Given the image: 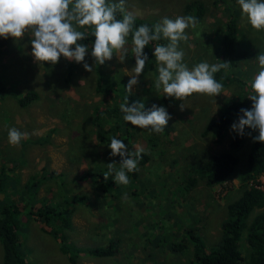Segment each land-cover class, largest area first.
<instances>
[{
	"label": "rangeland",
	"instance_id": "1",
	"mask_svg": "<svg viewBox=\"0 0 264 264\" xmlns=\"http://www.w3.org/2000/svg\"><path fill=\"white\" fill-rule=\"evenodd\" d=\"M92 1L101 11L116 6L154 21L167 39L147 60L132 39H111L116 26L107 18L109 44L101 69L105 79L115 78L107 97L97 90L94 55L89 46H78L79 31L65 0L41 6L34 0H0V77L7 88L0 99V167L13 177L0 199L4 194L34 208L57 206L70 215L68 227L56 222L54 229L65 230L70 254L84 251L74 263L41 222L29 215L22 219L18 234L32 264H186L193 260L189 234H200L206 247H214L228 203L242 193L237 175L221 184L207 185L199 177L191 189L182 186L193 161L228 149L232 127L219 142L203 133L226 102L246 105V133L236 152L238 171L245 167L248 128L264 107V0ZM192 1L204 6L196 23L184 11ZM230 16L240 47L248 51L234 71L242 83L186 89V78L203 79L220 63L218 46ZM31 91L33 101L21 106L18 100ZM111 106L124 117L108 119L106 126L121 128L107 144L97 140L92 119L95 108L103 112ZM124 141L149 158L137 167L135 181L117 176L122 167L115 152ZM100 171L115 178L119 193L111 188L102 193L93 176L83 178ZM260 179L264 188V173ZM77 198L85 202H73ZM112 241L118 243L112 256L87 252ZM239 247L243 256L249 253L244 237ZM2 254L0 243V264Z\"/></svg>",
	"mask_w": 264,
	"mask_h": 264
},
{
	"label": "trees",
	"instance_id": "2",
	"mask_svg": "<svg viewBox=\"0 0 264 264\" xmlns=\"http://www.w3.org/2000/svg\"><path fill=\"white\" fill-rule=\"evenodd\" d=\"M34 1L37 6H41L42 1L49 0ZM65 1L73 10L72 23L79 31L78 46H89L94 55L95 70L98 74L97 90L101 94H106L107 97H111V85L115 83L114 76L105 79L101 69L104 64L103 55L109 44V35L105 34L108 31L105 22L107 18L116 26L111 31V39L122 37L132 39V42L140 47L137 53L142 57L145 56L144 58L147 60L154 57L156 48L163 45L167 39L164 36L162 26L157 25L154 21H146L144 18L122 13L119 7L111 6L101 11L92 0ZM184 11L187 13V17L196 23L201 20L204 14V6L198 1H192L185 5ZM156 28L158 31H156ZM218 52L220 53V63L213 66L203 79H197L193 76L186 78L187 85H184L186 89L196 87L204 91H211L226 87L232 82L242 83L240 79L236 78L234 71L239 61L248 56V51L240 47L236 22L232 16L225 23ZM6 89L0 77V99L4 96ZM117 92L120 91L117 89ZM35 96V92H28L18 102L21 106H26L33 101ZM245 106L242 101L239 104L226 102L219 108L218 115L209 120L203 133L210 132L216 142L220 141L228 128L232 127L234 129L229 147L227 150L212 154L204 160L193 161L189 170L188 184L182 186L183 190L191 189L199 177L204 179L207 185L221 184L237 175L242 189L241 195L227 205L226 217L220 223L222 235L214 247H206L200 234H189V239L194 244L193 260L188 261L186 264H193L194 262L196 264H264V188L260 179L264 173V107H259L260 110L256 113L252 124L248 128L251 145L245 167L243 170L238 171L239 158L236 152L241 147L242 139H244L246 133ZM114 116L122 118L124 114H121L120 109L115 106L108 107L103 112H99L98 108H95L92 121L98 141L109 144L114 140L115 133L121 128L120 124L114 123L106 126L108 119ZM115 157L118 158L122 167L119 175H117L118 178L125 177L134 181L139 175L137 167L145 165L149 159L145 153L131 149L126 142L116 147ZM171 169H173L172 166ZM87 176H93L98 189L102 193L108 192L110 188L117 189L118 185L115 178H108L101 171L83 175V178ZM11 178L13 177L5 168L0 167V192H3L8 186V181ZM122 181H124V178H122ZM37 183L33 181L31 185ZM3 196L4 198L0 199V243L3 252L1 264H32L27 259V255L22 248L23 240L18 234L22 219L26 218V215L37 222H41L42 229L53 237L60 239V248L70 262H76L81 252H84L75 249V252L70 254L66 244L63 243L66 236L64 234L65 230L62 228L69 226L70 215L66 213L68 211L63 212V210H57V206L46 204L34 208L25 201L22 205L21 199L12 202L8 196L4 194ZM74 201L85 202L83 198H77ZM24 208L28 211H23ZM56 222H61L59 226H63L60 228L62 230L59 233L54 229ZM189 231L194 232L192 229H189ZM242 237H244L249 248V253L245 256H243L241 247H239ZM113 245L117 246V241L110 242L108 247L88 249L87 252L91 256L97 257L112 256L116 253V250L112 248Z\"/></svg>",
	"mask_w": 264,
	"mask_h": 264
}]
</instances>
